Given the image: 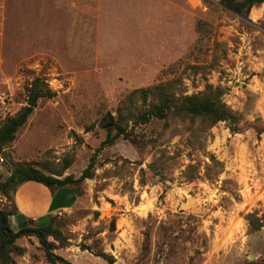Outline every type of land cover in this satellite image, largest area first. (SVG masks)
<instances>
[{"label": "rangeland", "instance_id": "obj_1", "mask_svg": "<svg viewBox=\"0 0 264 264\" xmlns=\"http://www.w3.org/2000/svg\"><path fill=\"white\" fill-rule=\"evenodd\" d=\"M35 78L54 96L4 148L0 175L27 162L76 181L93 163L70 207L33 224L52 219L55 255L264 264V130L253 128L264 129V3L235 13L225 0H0V126ZM160 85L219 96L238 131L174 116L133 125ZM0 208L13 204L0 195ZM15 245L14 264H51L34 236Z\"/></svg>", "mask_w": 264, "mask_h": 264}, {"label": "trees", "instance_id": "obj_2", "mask_svg": "<svg viewBox=\"0 0 264 264\" xmlns=\"http://www.w3.org/2000/svg\"><path fill=\"white\" fill-rule=\"evenodd\" d=\"M226 4L231 7L235 13H248L254 6L264 3V0H225ZM43 85L41 87L40 85ZM45 84V82H44ZM41 83L40 79L35 78L25 88V105L11 117H7L0 126V154L4 148L10 145L17 131L27 122L33 113L37 102L41 98H50L54 96L46 84ZM158 95V101L148 105L139 115H135L130 120L133 125H144L151 119L166 120L170 116L189 119L193 121L198 119L200 123H205L209 127L219 123H227L231 132H237L236 127L238 116L220 99L219 96L209 93L208 95H180L174 96L168 90L166 85H160L153 88ZM114 117L108 115V132L114 128ZM117 133L115 137L126 136L125 129L117 125L115 127ZM257 134L263 132V128L253 127ZM109 135L107 141H110ZM69 163H65L63 169H67ZM93 168L92 161L82 172L78 180L71 177L60 179L61 174L50 173L45 174L32 163L20 162L12 166L10 174L7 177L0 175V195L5 197L8 202H12L13 209L6 211L0 208V264H14L12 253H22V250L15 245L17 239L21 237L34 236L42 247L47 261L51 264H70L61 257L54 254V246L48 240L49 237L57 239L56 230L52 226V219L49 217L48 222L44 225L33 226V220L27 219L20 229L14 231L10 226V217L17 214V208L14 203V195L19 186L26 182H34L47 188L51 194L55 191L66 188L70 190V186L78 181L91 177ZM108 264H113V260L108 255H100Z\"/></svg>", "mask_w": 264, "mask_h": 264}, {"label": "crops", "instance_id": "obj_3", "mask_svg": "<svg viewBox=\"0 0 264 264\" xmlns=\"http://www.w3.org/2000/svg\"><path fill=\"white\" fill-rule=\"evenodd\" d=\"M73 200L72 193L66 188L51 194L47 188L40 184L23 183L14 195L17 214L10 217V226L20 229L27 219L44 221L50 214L69 208Z\"/></svg>", "mask_w": 264, "mask_h": 264}]
</instances>
